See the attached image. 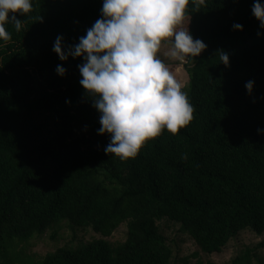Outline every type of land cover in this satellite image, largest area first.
Segmentation results:
<instances>
[{"label":"trees","instance_id":"1","mask_svg":"<svg viewBox=\"0 0 264 264\" xmlns=\"http://www.w3.org/2000/svg\"><path fill=\"white\" fill-rule=\"evenodd\" d=\"M253 3L190 0L181 26L207 45L182 88L192 120L130 158L104 151L110 137L98 134L100 114L79 83L83 59L53 52L57 36L70 46L86 35L103 0H33L16 14L22 30L6 25L12 39L0 41V264H177L162 220L207 255L243 231L264 233V28ZM62 223L102 238L124 224L126 239L27 254ZM228 264H251L250 251Z\"/></svg>","mask_w":264,"mask_h":264},{"label":"clouds","instance_id":"2","mask_svg":"<svg viewBox=\"0 0 264 264\" xmlns=\"http://www.w3.org/2000/svg\"><path fill=\"white\" fill-rule=\"evenodd\" d=\"M189 2L103 0L101 18L77 44L66 46L63 36H57L53 52L61 61L69 56L83 59L78 65L79 83L100 114L98 134L110 137L105 153L135 157L146 140L165 128L175 134L192 120L193 107L183 85L157 55L162 42L171 44L166 55L183 63L207 48L181 26ZM33 6V0H0V41L12 39L6 25L22 30L16 14H28ZM251 11L264 28V4L254 0ZM233 28L243 30L240 24ZM221 62L228 65L226 53L222 52ZM56 72L64 76L66 69L58 65ZM253 86L254 81L245 84L249 93Z\"/></svg>","mask_w":264,"mask_h":264},{"label":"rangeland","instance_id":"3","mask_svg":"<svg viewBox=\"0 0 264 264\" xmlns=\"http://www.w3.org/2000/svg\"><path fill=\"white\" fill-rule=\"evenodd\" d=\"M170 47L169 42H162L157 55L169 66L184 87L188 82L187 68L191 65L192 59L183 63L170 58L166 55ZM158 225L160 231L168 238L177 264H184V260H186V264H228L231 259L242 255L246 250L250 251L251 264H264V233L258 236L249 231H243L235 239L229 241L222 252L207 255L200 251L189 236L180 232L177 223L162 220L158 222ZM53 233L52 230H49L41 237L33 239L27 254L34 260H38L59 247L66 245L75 247L79 243L97 240L115 246L125 241L126 226L121 225L109 238H102L89 228L72 231L66 223H62L56 229L55 239L51 238Z\"/></svg>","mask_w":264,"mask_h":264}]
</instances>
